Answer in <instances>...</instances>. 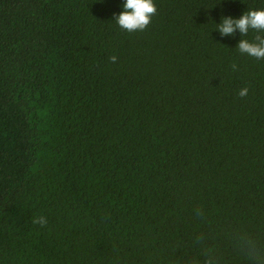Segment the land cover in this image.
Here are the masks:
<instances>
[{
    "label": "trees",
    "instance_id": "16d2710c",
    "mask_svg": "<svg viewBox=\"0 0 264 264\" xmlns=\"http://www.w3.org/2000/svg\"><path fill=\"white\" fill-rule=\"evenodd\" d=\"M123 2L0 0V264H248L264 59L215 28L264 0H154L137 32Z\"/></svg>",
    "mask_w": 264,
    "mask_h": 264
},
{
    "label": "clouds",
    "instance_id": "9594fccd",
    "mask_svg": "<svg viewBox=\"0 0 264 264\" xmlns=\"http://www.w3.org/2000/svg\"><path fill=\"white\" fill-rule=\"evenodd\" d=\"M123 10L119 14H114V20L118 26L127 32L143 31L151 23L152 17L156 15L157 8L154 0H124ZM221 36L235 35L238 30L241 37H246L250 31L256 33L252 41L248 39H240L236 45L241 54L257 60L264 59V8L249 9L242 13L239 18L230 16L222 17L221 22L215 28ZM111 62H115L117 57L109 58ZM236 69V65H232ZM248 89L241 88L238 92L240 97H245ZM198 216L201 211L197 210ZM33 224L45 226L47 219L44 216L33 218ZM203 238L198 237V243ZM232 243L234 249L245 259L248 264H264V242L253 237L246 232H236L232 235ZM202 264H219V260L212 249H205L203 252ZM189 264H201L197 258H193Z\"/></svg>",
    "mask_w": 264,
    "mask_h": 264
}]
</instances>
